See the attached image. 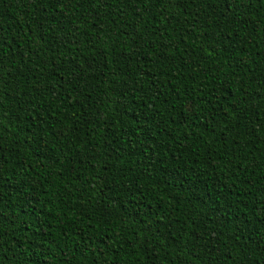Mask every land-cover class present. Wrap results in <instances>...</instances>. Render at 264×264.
Instances as JSON below:
<instances>
[{"label": "trees", "instance_id": "16d2710c", "mask_svg": "<svg viewBox=\"0 0 264 264\" xmlns=\"http://www.w3.org/2000/svg\"><path fill=\"white\" fill-rule=\"evenodd\" d=\"M39 2L0 0V264H251L264 248L262 3L221 17Z\"/></svg>", "mask_w": 264, "mask_h": 264}, {"label": "snow or ice", "instance_id": "6c2138e0", "mask_svg": "<svg viewBox=\"0 0 264 264\" xmlns=\"http://www.w3.org/2000/svg\"><path fill=\"white\" fill-rule=\"evenodd\" d=\"M33 0H23L24 4L32 3ZM116 0H40L39 3H37V7H41L43 5V11L46 12L48 8H57L59 7L61 10H63L65 7H68L72 4H91L92 5V11L95 12L97 10L98 6H103L105 9L107 7L111 6ZM120 3H128L129 0H119ZM137 0H131V4L135 5ZM254 2H261L262 6H264V0H140V3L145 4V8L143 10L147 11L148 7L147 5H155V4H161V3H167L169 6L184 10L189 5H193L196 3H200L203 5H207V7L213 9L215 12L216 9H219V12L216 13L220 15L221 17H227L228 15L232 14L234 9H240V8H247L251 6ZM107 14V12H105ZM195 15H199V13H195ZM137 16V22H139L140 19V12L136 13ZM47 16H44V19H47ZM167 20L173 19V17L169 16L166 18ZM242 24H247L249 22L248 19H243L240 21ZM195 25H193L194 27ZM43 25H41V28ZM219 27V25H217ZM71 33H64L61 36V40H65ZM155 35V33H153ZM162 35H167V30ZM206 35V33H205ZM31 40H33V43H36L35 37H30ZM55 40V38H53ZM211 39L215 40V37H211ZM40 42L46 43L43 39V36L39 37ZM68 43H72V41H68ZM3 39H0V53L3 51ZM89 47H95L94 44H89ZM37 47H40L38 44ZM41 51H43V48H41ZM210 51H213L210 49ZM95 55L93 54V59H95ZM89 67H91V64H89ZM78 68L76 65L73 66L72 70L69 72V76L73 79H78L77 76ZM12 73L6 69L5 62L3 60L2 55H0V81L3 80L4 76H10ZM63 79V77H62ZM71 83V81H69ZM78 102V101H77ZM62 134V133H61ZM149 231H151V228H148ZM167 238V237H166ZM145 240L147 237L144 238ZM247 240V238H245ZM192 247L195 248L197 246L199 247H207V244L202 241L200 238H193L191 240ZM247 247V244L245 245ZM2 257H0V261H2ZM264 261V248H261L259 252L256 253V258L251 262V264H261V262Z\"/></svg>", "mask_w": 264, "mask_h": 264}]
</instances>
